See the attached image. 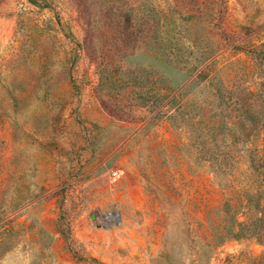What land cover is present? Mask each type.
<instances>
[{
    "label": "rangeland",
    "instance_id": "1",
    "mask_svg": "<svg viewBox=\"0 0 264 264\" xmlns=\"http://www.w3.org/2000/svg\"><path fill=\"white\" fill-rule=\"evenodd\" d=\"M0 264H264V0H0Z\"/></svg>",
    "mask_w": 264,
    "mask_h": 264
},
{
    "label": "crops",
    "instance_id": "2",
    "mask_svg": "<svg viewBox=\"0 0 264 264\" xmlns=\"http://www.w3.org/2000/svg\"><path fill=\"white\" fill-rule=\"evenodd\" d=\"M134 170L130 180L124 185L129 193L133 196L132 210L143 211L145 208L140 205H145V198L151 195L160 194L166 196V204H174V201L181 199V194L187 190L196 188L193 182H188L184 178L183 172L178 170L171 172L164 166L166 163L165 157H151L154 166L150 169L146 167V161L143 157L134 156ZM143 169V170H142ZM150 192H153L150 194ZM157 202V200H156Z\"/></svg>",
    "mask_w": 264,
    "mask_h": 264
},
{
    "label": "built area",
    "instance_id": "3",
    "mask_svg": "<svg viewBox=\"0 0 264 264\" xmlns=\"http://www.w3.org/2000/svg\"><path fill=\"white\" fill-rule=\"evenodd\" d=\"M116 174H117V173H115V172H111V176H112V177H115Z\"/></svg>",
    "mask_w": 264,
    "mask_h": 264
}]
</instances>
